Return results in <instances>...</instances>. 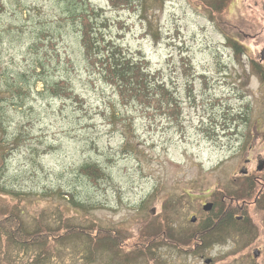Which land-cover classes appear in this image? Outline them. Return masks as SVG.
Masks as SVG:
<instances>
[{
	"label": "rangeland",
	"instance_id": "1",
	"mask_svg": "<svg viewBox=\"0 0 264 264\" xmlns=\"http://www.w3.org/2000/svg\"><path fill=\"white\" fill-rule=\"evenodd\" d=\"M1 1L0 97L7 102L1 103L0 213L17 212L28 229L61 221L111 227L126 241L115 251L69 239L46 264H264L246 256L264 245L243 243L237 228L203 242L193 238L206 220L201 204L219 199L228 185L237 188L231 174L240 145L254 142L260 117L259 132L264 128V84L255 68L264 44L260 2L132 0L115 6L87 0L103 36L128 55L145 57L174 93L181 111L174 121L161 110L124 104L113 86L86 68L77 24L64 14L69 0ZM38 57L45 75L66 78L72 94L38 96L37 82L19 107L3 90V72L32 80ZM86 164L99 165L104 177L83 176ZM161 232L178 245L134 252L135 242ZM10 252L5 256L0 248V264H31L30 252Z\"/></svg>",
	"mask_w": 264,
	"mask_h": 264
},
{
	"label": "trees",
	"instance_id": "2",
	"mask_svg": "<svg viewBox=\"0 0 264 264\" xmlns=\"http://www.w3.org/2000/svg\"><path fill=\"white\" fill-rule=\"evenodd\" d=\"M132 0H109L110 4L118 6L121 3H130ZM67 12L64 13L67 19L77 24L79 42L85 58V66L92 69L100 79L113 86L119 99L124 104H134L140 109L147 111L161 110L174 121H177L181 114L180 105L176 96L170 88L162 82L157 75L158 71L151 70L145 57H135L128 55L126 49L113 40L112 37L103 36L100 28L96 27V15L94 7L87 0H69ZM3 3L0 0V12L3 10ZM104 20V18H101ZM44 37V35H43ZM236 50L239 48L234 46ZM39 62L33 67L34 78L29 80L26 73L19 71L3 72V90L5 94L11 95L13 103L23 107L27 89L34 91V85L41 82L42 90L36 92L37 95L50 97H70L72 89L66 78H48L45 75L46 66L40 57ZM48 62V60H46ZM7 97H0V126L4 123L5 113L1 109V103H6ZM170 118V119H171ZM4 129V128H2ZM83 176L92 181L104 177V171L99 165L86 164L79 170ZM71 195V202L79 206ZM228 220L213 223L207 220H201L199 227L202 231L206 228H218L219 225H225ZM169 233H156L152 237H145L138 240L133 245L134 252L138 255L150 253L159 243L176 244V239ZM205 233L202 235L204 237ZM74 238H85L95 245L109 246L115 251L125 246V237L115 228H108L101 225L90 224L88 226L71 224L68 221H61L56 226H47L43 228L28 229L22 217L17 212L0 213V248L1 253L8 256L10 250L20 252H30L32 255L31 264H46L50 257L56 256L55 248L64 244L66 240ZM207 238H210V235ZM130 259V258H129ZM91 261L87 259L84 264Z\"/></svg>",
	"mask_w": 264,
	"mask_h": 264
},
{
	"label": "flooded vegetation",
	"instance_id": "3",
	"mask_svg": "<svg viewBox=\"0 0 264 264\" xmlns=\"http://www.w3.org/2000/svg\"><path fill=\"white\" fill-rule=\"evenodd\" d=\"M258 1L263 10L264 0ZM253 37L258 38L259 33L254 34ZM255 68L261 84H264V44L257 55ZM261 120L260 117L254 127V142L246 148H244V142L240 145L239 153L242 152V154L238 168L236 166L231 174L233 181L238 184L237 188L234 190V185H228L229 189L220 191L219 199L215 201L211 198L201 204L202 206L206 203L212 204L210 209L203 211L204 218L212 222V226L220 220H228V223L219 225L216 229L213 227L206 228L205 231L196 229L193 232L194 239L199 235L200 240L205 233L203 239L200 240L203 242L206 236H212L214 233L225 234L237 228V233L243 238V243L254 242L256 245H264V128L262 132H259ZM251 254L255 261L264 260V246H255L246 253V256L250 258Z\"/></svg>",
	"mask_w": 264,
	"mask_h": 264
},
{
	"label": "water",
	"instance_id": "4",
	"mask_svg": "<svg viewBox=\"0 0 264 264\" xmlns=\"http://www.w3.org/2000/svg\"><path fill=\"white\" fill-rule=\"evenodd\" d=\"M211 206H212V204H210V203H206V204H204V205L202 206L203 211H206V210L210 209ZM151 212L153 213V211H151ZM196 219H197V218H196L195 215H192V216L190 217V221H191V222H195Z\"/></svg>",
	"mask_w": 264,
	"mask_h": 264
}]
</instances>
